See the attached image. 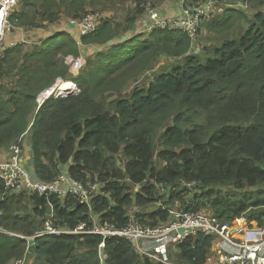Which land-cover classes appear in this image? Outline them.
<instances>
[{
	"label": "trees",
	"instance_id": "1",
	"mask_svg": "<svg viewBox=\"0 0 264 264\" xmlns=\"http://www.w3.org/2000/svg\"><path fill=\"white\" fill-rule=\"evenodd\" d=\"M101 1L20 0L10 20L26 30L42 28L69 16L81 19L91 12L89 4ZM123 1L108 3L115 7ZM131 1L139 8L126 17L125 28L143 16L142 5L166 0ZM222 1L224 18L207 25L215 44L200 50L188 33L158 27L140 42L134 38L102 50L99 62L88 56L77 75L65 59L59 65V53L80 57L89 44L105 45L125 29L106 19L82 35L81 44L64 34L55 48L48 40L52 49L46 41L42 50L25 51V44H18L5 51L0 148L28 132L41 181H54L65 166V174L77 181L107 184L86 204L70 194L12 193L0 179V226L34 236L51 212L55 226L64 230L80 223L121 229L133 216L143 226H157L171 221L164 208L177 201L185 210L227 221L246 214L264 225L262 213H256L264 210V0H218L219 7ZM141 75V84L121 92ZM57 76L80 91L52 96L39 107V93ZM182 182L202 187L182 188ZM158 202L164 205L147 209ZM212 240L201 232L187 237L178 253L170 252L173 262L205 264ZM102 242L108 264H163L119 236L70 233L27 241L4 231L0 264L24 255L35 256V264H102Z\"/></svg>",
	"mask_w": 264,
	"mask_h": 264
},
{
	"label": "built area",
	"instance_id": "2",
	"mask_svg": "<svg viewBox=\"0 0 264 264\" xmlns=\"http://www.w3.org/2000/svg\"><path fill=\"white\" fill-rule=\"evenodd\" d=\"M204 3L201 8L195 10V20L192 26L189 18L166 19L161 17L157 11L150 9L151 21L144 30L150 33L155 28L160 27L184 31L193 38L195 47L197 45L196 33L199 32L202 23L206 20V18H202L199 24L200 15L219 10L218 0H206ZM17 5L18 0H0V63L5 56V51L18 44L16 39H9V36L16 29L10 20V15ZM185 13L189 14V11ZM100 21L99 14L93 13L87 15L83 20L73 19L71 24L78 27L80 35H86L95 32ZM71 61L73 62L72 72L77 75L85 65L86 59L81 55L77 58L72 57ZM59 82L58 79L54 85L39 93L37 98L39 107L52 96H69L80 91L78 86L59 90ZM27 134L9 146L11 152L9 160L0 163V179L3 181L6 191L12 193H51L61 197L70 194L77 197L81 203L87 204L95 194L102 191L106 186L107 182L96 180L95 182L84 183L65 173H61L52 182L37 179L24 161V139ZM184 184L189 188L198 185L202 187L197 182H184ZM158 204L163 205L162 202H158ZM175 207L177 208L170 211L171 221L157 226H143L133 216L130 223L121 229L109 223L103 226L95 225L93 228H88L87 223H80L74 230H64L55 226L54 213L51 212L43 229L37 231L34 236L5 233L11 237L25 238L28 241L34 237L62 236L70 233L79 235L99 234L104 238L119 236L134 242L140 254L148 256L154 261L163 264H179L167 258L166 245L169 242L179 244L187 237L201 232L213 237L210 250L213 254L209 255L210 257L207 259V262L213 260L210 264H264V225L259 224L257 220H250L246 214H243L227 221L207 211L185 210L178 203ZM180 229H183L184 232H179ZM144 240L158 242L159 245L153 250H149L144 248L142 243ZM104 246L105 244L102 242L100 248L102 249ZM13 264H28V258L24 256L15 259Z\"/></svg>",
	"mask_w": 264,
	"mask_h": 264
},
{
	"label": "rangeland",
	"instance_id": "3",
	"mask_svg": "<svg viewBox=\"0 0 264 264\" xmlns=\"http://www.w3.org/2000/svg\"><path fill=\"white\" fill-rule=\"evenodd\" d=\"M108 1L109 0H102L98 4H95V3L94 4L93 3L92 4H89L88 6H89V8H90L89 10L91 12H88V14H86L81 19H78V18H75V17H71V16L66 17V18L69 21H71L73 19L83 20L87 15L93 14V13H97V14H99V16H100V18L102 20V16L101 15L104 14V16L107 17L108 19H110L112 22H114V24L122 25L124 27L125 24H126V22L124 20H117L116 18H120L122 16V14H123V11H125V13L134 12L136 10L137 5L139 7V4L138 3L134 2V1H131V0H127L126 2L123 1V2H121V4L119 6H115V7H111L109 5ZM204 1L205 0H166L164 2H155V3L149 4V5H147V4L142 5L141 7H144V14H143V16L140 19H138V22L136 23V27L139 30H143V29L146 28L147 24L151 21L150 14H149L150 9H153V10L157 11L161 17L166 18V19H169V18L188 19L189 18L190 19V22H191V26H192L193 25V22L195 20V10L197 8H201V6H203L205 4ZM225 4H226L225 1L224 2L222 1L221 4H220V7L218 5L219 11L209 12V13L200 15L201 17L199 19L200 20L199 21V24H200L202 18H206L207 21H205V22L202 23V26H201L199 32L196 33V35H197L196 36V43L199 46V48L196 49V50L202 49L205 45H208V46H212L213 45L214 46V44H215V41L214 40H216V38H215L216 37V34H213V33L212 34H209L208 31H207V25L208 24H211L212 22H214L216 20H219V19H223L224 18L225 15H224L223 12H224V10L226 8V5ZM173 5H176V6L173 7ZM179 5H183V8H184V11H183V14L182 15H178L179 13H177V8H180ZM92 11H95V12H92ZM187 11H189V14H186L185 13ZM100 23H101V21H100ZM48 25H51V23H48V22H45V24L43 23V27L48 26ZM15 27H21V28L24 29L23 26H19V25H15ZM238 27H239L238 25H235L234 27H232V29H231V30H233L232 35H237V31L236 30H237ZM149 34L150 33H148L147 36H149ZM209 37H212V38L209 39ZM51 39L54 40V42H52L51 45L55 48L56 46L60 45L63 42V40L66 39V37L65 36H62V37L54 36ZM142 40H144V39H142V38L141 39H137L138 42H140ZM25 41H27L29 44H27V42H25ZM31 41H33V39L32 40L25 39L23 42L18 43V44H25V46L23 47V49L25 51L35 50L36 48L38 50H42L43 49L42 48V44H31ZM44 45L50 47L49 41H47ZM69 48H71V46H69L68 49ZM96 55L97 54L95 53L93 56H91L88 53L86 56L87 57L88 56L89 57H94ZM86 56H84L85 59H86L85 66H86L87 61H88L87 58H86ZM72 57H74V56L70 54L66 58V57L63 56L62 53H59L57 55V60H58L59 65H60V62L63 59H65V63L69 65L70 72L73 74V72H72L73 62L71 61ZM92 59H95V61H96L98 58L96 56L95 58H92ZM163 60L164 61L161 62V65H164L166 63L165 60H167V59H163ZM96 62H99V60H97ZM172 62H174V60L170 59L169 60V63H172ZM160 68H162V67H160ZM141 76H139L140 79L138 78V80L135 81L131 86L130 85H124L122 87V91L121 92L122 93L130 92L131 89L133 88V86H136V85L141 84L145 80L144 79L145 78V75H143L142 77ZM60 77L63 78L62 76H57V78H55V80L51 83L50 86L54 85L56 83V81ZM63 79H66V78H63ZM70 82L73 85H75V83L73 81H70ZM159 166H161V164ZM180 187L184 188V187H187V186L182 182L180 184ZM187 188H189V187H187ZM198 188H201V186L198 185L196 187H191L189 189H198ZM162 189H163V187L161 188V190ZM253 189L255 190V188H253ZM176 203H178L179 206H182L180 202H176ZM176 203H175V205H176ZM175 205L174 206L171 205L169 207H165L164 208V209H166L169 212L170 217H171V212H170L171 209L177 208V207H175ZM157 206L159 207L161 205H159L158 203H154V204H151V205L147 206V209L149 211H154L155 209H157ZM260 209H262V208H260ZM260 209H258V210H260ZM206 210H208V209H206ZM258 210H256V213L257 214H261L262 213V218L264 220V210H262V211H258ZM1 230L4 231V232H9L11 234H15L13 231H10L8 229H5L2 226H0V231ZM15 259H13L9 264H13Z\"/></svg>",
	"mask_w": 264,
	"mask_h": 264
},
{
	"label": "crops",
	"instance_id": "4",
	"mask_svg": "<svg viewBox=\"0 0 264 264\" xmlns=\"http://www.w3.org/2000/svg\"><path fill=\"white\" fill-rule=\"evenodd\" d=\"M19 3H20V0H18L17 7L19 6ZM120 4H116L115 6H119ZM175 6L176 5H173V7H175ZM179 7L180 8H177V13H179L178 15H182L183 11H184L183 5H179ZM137 8H139L138 5H137L136 9ZM129 13L130 12L125 13V11H123L122 16L120 18H116V19L117 20H124L126 22V17L129 15ZM101 16H102V20L100 18L101 22L106 20V19L108 20V18L105 17L104 14H102ZM137 22H138V19L131 26H129L127 28L124 27L125 29H122L121 31H119V33L105 45L89 44L83 51L81 50V52H82L81 55L86 56L89 53V55L93 56L95 53L98 54L99 52L107 49L108 47L117 45L119 43H122V42H125L128 40H132L134 38L145 39L148 32L145 31L144 29L139 30L136 27ZM64 34H70V35L74 36L76 41L79 44H81V36L82 35L79 34L78 27L71 24V21H69L67 18H63L58 23H53V24L45 26L43 28H30V29L26 30V28L23 29L21 27H16L14 32L9 36V39H16L18 43L23 42V40H25V39H27V40L33 39V41H31V44H43L44 42L50 40L54 36L62 37L61 35H64ZM25 42H27V41H25ZM27 44H29V43L27 42ZM86 58H87V56H86ZM10 154H11V152H10L9 148H0V163L9 160ZM24 161H25V164L27 165V167L32 172V174L36 177L35 168H34L33 159H32L31 139H30L29 134H27V137L24 139ZM36 178L38 179V177H36ZM23 193H27V192H22V193H17V194H23ZM16 234H21V233H16ZM142 243H143L144 248H147L149 250H153L154 248H156L159 245L158 242L149 241V240H144V241H142ZM177 245L178 244L171 243V242H169L166 245V255H167V258H169V260H171V261L174 260L175 255H171L170 252H173V253L179 252V248ZM212 254H213V252L209 251V255L211 256ZM24 256H26V255H24ZM34 262H35V256L28 258V264H30V263L35 264ZM211 262H213V260L208 261L206 264H210Z\"/></svg>",
	"mask_w": 264,
	"mask_h": 264
},
{
	"label": "bare ground",
	"instance_id": "5",
	"mask_svg": "<svg viewBox=\"0 0 264 264\" xmlns=\"http://www.w3.org/2000/svg\"><path fill=\"white\" fill-rule=\"evenodd\" d=\"M59 80H60V82L58 84V89L59 90H66L67 88L75 87V85H73L70 81H67V80H65V79H63L61 77L59 78ZM49 194H51V193H49Z\"/></svg>",
	"mask_w": 264,
	"mask_h": 264
},
{
	"label": "water",
	"instance_id": "6",
	"mask_svg": "<svg viewBox=\"0 0 264 264\" xmlns=\"http://www.w3.org/2000/svg\"><path fill=\"white\" fill-rule=\"evenodd\" d=\"M65 166H61V170H62V172L61 173H65L64 171H65ZM179 232H184V230L183 229H180L179 230ZM101 260H102V264H108L107 263V260H106V255H105V252H104V249H102L101 250Z\"/></svg>",
	"mask_w": 264,
	"mask_h": 264
}]
</instances>
